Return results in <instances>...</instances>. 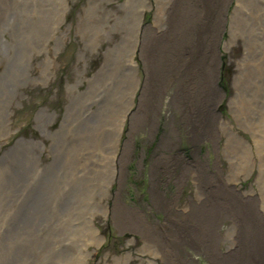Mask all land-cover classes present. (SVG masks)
<instances>
[{
    "label": "rangeland",
    "instance_id": "obj_1",
    "mask_svg": "<svg viewBox=\"0 0 264 264\" xmlns=\"http://www.w3.org/2000/svg\"><path fill=\"white\" fill-rule=\"evenodd\" d=\"M91 223L84 264H264V0H0V264Z\"/></svg>",
    "mask_w": 264,
    "mask_h": 264
},
{
    "label": "bare ground",
    "instance_id": "obj_2",
    "mask_svg": "<svg viewBox=\"0 0 264 264\" xmlns=\"http://www.w3.org/2000/svg\"><path fill=\"white\" fill-rule=\"evenodd\" d=\"M213 93V92H212ZM199 101V100H198ZM188 102V101H187ZM187 104V103H186ZM185 104V105H186ZM201 104V103H200ZM207 109V108H206ZM209 110V109H208ZM201 114V113H200ZM200 117V115H199ZM202 117V116H201ZM206 118H204V120H206L208 122V119L209 117L206 115L205 116ZM2 118V117H1ZM188 118V117H187ZM123 120V119H122ZM190 120V119H189ZM198 121H201V119L199 118ZM205 122V121H204ZM121 125V124H120ZM203 125V124H202ZM122 128V127H121ZM120 130V129H119ZM5 136V134L2 135V137ZM160 183V182H159ZM91 227H92V238H91V242L93 243L94 245V248L92 249V251L88 252L87 251V255H83L82 258L83 260L81 259V263L80 264H84V262L86 261V257L89 256L90 254H94V251L96 248L99 247L100 243L99 241H101L102 239V236L99 234L97 228L94 226L93 223H91ZM90 228V227H89ZM147 229V227L143 230L145 231ZM91 234V233H90Z\"/></svg>",
    "mask_w": 264,
    "mask_h": 264
}]
</instances>
